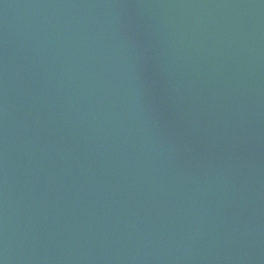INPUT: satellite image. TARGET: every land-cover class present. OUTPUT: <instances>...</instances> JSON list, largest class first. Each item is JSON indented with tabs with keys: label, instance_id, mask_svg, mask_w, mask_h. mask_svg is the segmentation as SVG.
Segmentation results:
<instances>
[{
	"label": "water",
	"instance_id": "obj_1",
	"mask_svg": "<svg viewBox=\"0 0 264 264\" xmlns=\"http://www.w3.org/2000/svg\"><path fill=\"white\" fill-rule=\"evenodd\" d=\"M0 264H264V0H0Z\"/></svg>",
	"mask_w": 264,
	"mask_h": 264
}]
</instances>
